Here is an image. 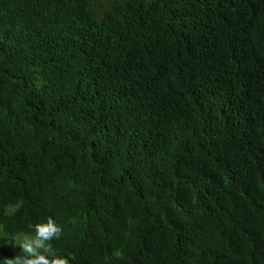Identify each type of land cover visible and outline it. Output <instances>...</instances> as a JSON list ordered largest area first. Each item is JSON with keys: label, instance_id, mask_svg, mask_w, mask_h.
<instances>
[{"label": "trees", "instance_id": "1", "mask_svg": "<svg viewBox=\"0 0 264 264\" xmlns=\"http://www.w3.org/2000/svg\"><path fill=\"white\" fill-rule=\"evenodd\" d=\"M264 264V0H0V258Z\"/></svg>", "mask_w": 264, "mask_h": 264}, {"label": "clouds", "instance_id": "2", "mask_svg": "<svg viewBox=\"0 0 264 264\" xmlns=\"http://www.w3.org/2000/svg\"><path fill=\"white\" fill-rule=\"evenodd\" d=\"M33 234H23L16 244L23 255L14 258H0V264H69L68 258L53 253V240H59L63 229L51 217L46 221L30 226Z\"/></svg>", "mask_w": 264, "mask_h": 264}]
</instances>
